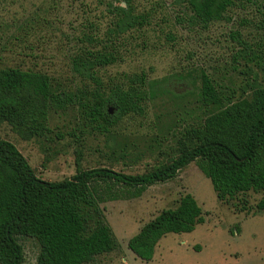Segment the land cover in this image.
<instances>
[{
  "label": "trees",
  "instance_id": "trees-1",
  "mask_svg": "<svg viewBox=\"0 0 264 264\" xmlns=\"http://www.w3.org/2000/svg\"><path fill=\"white\" fill-rule=\"evenodd\" d=\"M62 1L46 0L41 7H59ZM173 1L191 28L205 30L217 21H234L235 28L228 33L235 44L232 60L244 61L248 70L251 63L264 77V7H252L256 0ZM104 11L108 20L103 25L89 19L73 37L70 70L83 86L65 90L44 72L0 68V123L29 140L50 131L47 121L52 109L77 107L85 126L100 134L111 133L122 118L145 113L156 80L144 71L128 72L104 88L101 71L123 60L128 35L148 24L149 13L137 11L132 0L110 2ZM247 28L256 35L245 36ZM197 81L207 112L185 128L172 158L142 173L83 169L77 155L71 177L49 181L36 175L12 142L0 139V264L22 263L21 236L37 240L36 264H84L114 250L118 241L101 203L138 197L149 186L173 179L192 161L221 201L264 190V86L246 83L237 94L238 88L222 86L203 70ZM256 208L264 209V199ZM202 222L201 207L185 193L175 207L162 209L143 224L127 240V247L150 261L165 234L191 232Z\"/></svg>",
  "mask_w": 264,
  "mask_h": 264
},
{
  "label": "rangeland",
  "instance_id": "rangeland-1",
  "mask_svg": "<svg viewBox=\"0 0 264 264\" xmlns=\"http://www.w3.org/2000/svg\"><path fill=\"white\" fill-rule=\"evenodd\" d=\"M45 1L0 0V68L44 72L57 87L75 90L83 86L69 65L75 33L89 19L103 25L108 3L122 0H63L59 7H41ZM132 1L137 11L149 13V22L128 35L123 60L101 71L102 86H111L125 73L144 71L157 81L154 98L143 115L122 118L109 134L90 131L74 106L50 111L45 137L21 139L1 122L0 139L12 142L41 179L71 177L77 155L80 168L108 167L131 174L168 161L185 128L207 112L197 81L202 70L222 86L238 88L237 94L246 83L264 86L256 66L250 63L248 70L244 61L232 60L235 44L228 33L234 21H217L200 30L186 24L173 0ZM256 2L252 7H264V0ZM243 33L256 35L251 28ZM185 193L201 207L204 222L191 232L165 234L150 261L135 256L127 240L162 209L175 207ZM260 199L264 190L219 200L192 161L173 179L149 186L138 197L101 203L118 247L84 264H264V209L256 208ZM19 242L21 264H36L37 240L21 236Z\"/></svg>",
  "mask_w": 264,
  "mask_h": 264
},
{
  "label": "water",
  "instance_id": "water-1",
  "mask_svg": "<svg viewBox=\"0 0 264 264\" xmlns=\"http://www.w3.org/2000/svg\"><path fill=\"white\" fill-rule=\"evenodd\" d=\"M109 111H111V109H109Z\"/></svg>",
  "mask_w": 264,
  "mask_h": 264
}]
</instances>
